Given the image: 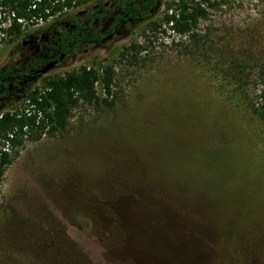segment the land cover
<instances>
[{
  "label": "rangeland",
  "instance_id": "1",
  "mask_svg": "<svg viewBox=\"0 0 264 264\" xmlns=\"http://www.w3.org/2000/svg\"><path fill=\"white\" fill-rule=\"evenodd\" d=\"M142 1L81 0L48 33L0 36V69L52 60L51 32L108 34ZM214 1L190 35L150 26L178 2L158 0L148 19L124 15L104 44H76L34 78L0 84L1 114L25 108L16 94L31 83L114 69L112 108L80 105L65 132L10 152L0 264H264V122L248 106L264 0Z\"/></svg>",
  "mask_w": 264,
  "mask_h": 264
},
{
  "label": "trees",
  "instance_id": "2",
  "mask_svg": "<svg viewBox=\"0 0 264 264\" xmlns=\"http://www.w3.org/2000/svg\"><path fill=\"white\" fill-rule=\"evenodd\" d=\"M81 0H0V36L17 38L27 31L23 39L38 33H48L51 25H59L63 17L79 7ZM158 0H143L141 4L128 3L113 17L108 34L78 27L51 32L44 37L48 47L55 53L52 60L29 57L25 64L9 70L0 69V84L16 75L32 79L39 75L38 68L63 59L76 44L102 45L109 35L119 28L124 15L133 19H148L152 16ZM214 0H178L167 6L158 22L150 26L158 29L168 26L174 34L186 36L193 33L200 20L207 16V9L215 8ZM103 18L94 15L91 18ZM131 49H134L132 47ZM126 52V51H125ZM26 70H29L25 72ZM114 69L110 65L94 67L81 66L73 71L54 75L40 86L32 83L22 88L17 96H24L25 108L17 112L0 114V185L7 167L11 163L10 152L24 141L35 142L42 136L55 137L66 131L73 110L80 105L97 109L112 108L111 88ZM255 88L248 106L264 122V64L257 68ZM100 93H98V89ZM6 100L0 99V104Z\"/></svg>",
  "mask_w": 264,
  "mask_h": 264
},
{
  "label": "water",
  "instance_id": "3",
  "mask_svg": "<svg viewBox=\"0 0 264 264\" xmlns=\"http://www.w3.org/2000/svg\"><path fill=\"white\" fill-rule=\"evenodd\" d=\"M55 64L54 61L46 64L44 67H42L41 69L38 70V73H43L45 72L46 70L50 69L53 65Z\"/></svg>",
  "mask_w": 264,
  "mask_h": 264
}]
</instances>
